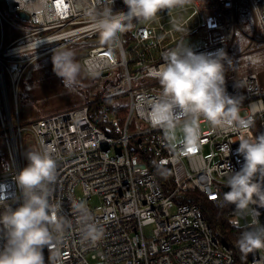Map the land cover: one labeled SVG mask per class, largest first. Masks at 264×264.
<instances>
[{"label": "built area", "instance_id": "built-area-1", "mask_svg": "<svg viewBox=\"0 0 264 264\" xmlns=\"http://www.w3.org/2000/svg\"><path fill=\"white\" fill-rule=\"evenodd\" d=\"M240 1L177 4L120 34L116 47L93 29L90 13L105 6L127 11L123 0H0V139L11 163L0 170V205L15 208L22 199L15 177L29 163L25 133L35 137L38 151L41 141L54 146L57 170L50 203L59 206L57 215L68 226L53 231V247L44 249L45 264H236L234 248L217 235L192 193L205 195L218 208L230 206H222L223 193L229 191V169L238 171L244 162L236 152L239 140L264 134V87L256 72L235 78L225 72V90L236 101L237 117L251 126L236 127L234 120L227 129L217 128L200 117L196 144L182 139L173 145L169 132L155 123L161 88L151 70L164 63L165 51L194 32L206 41L194 52L226 53L236 35ZM248 4L257 33L264 37V0ZM190 10L199 19L194 28L181 17ZM71 44L87 46L81 61L87 73L101 83L115 80L95 101L24 123L19 91L26 70ZM12 64L22 65L17 76ZM123 97L126 107L116 102ZM95 104L105 128L92 119ZM78 185L85 200L76 193ZM93 196L102 199L100 210L87 203ZM81 202L102 230L96 241L82 236L80 213L72 207ZM259 211L264 224V208ZM233 213L237 215L235 209ZM149 225H154L152 236L145 231ZM249 264H264V249L254 250Z\"/></svg>", "mask_w": 264, "mask_h": 264}, {"label": "clouds", "instance_id": "clouds-1", "mask_svg": "<svg viewBox=\"0 0 264 264\" xmlns=\"http://www.w3.org/2000/svg\"><path fill=\"white\" fill-rule=\"evenodd\" d=\"M114 0H108L113 4ZM189 0H123L127 11L114 12L105 6L92 15L93 29L105 43L119 46V35L129 30L133 20L151 21L164 9ZM163 64L151 70L159 81L160 100L154 105L156 124L167 132L180 126L185 142L194 145L199 140L198 119L204 117L213 127L227 129L233 125L248 128L251 121L238 119L234 98L225 90V62L223 50L215 53H196L186 44H180L162 54ZM54 71L71 88L80 71L70 50L54 51ZM56 149L44 145L41 150H29L28 165L15 177L21 190L19 206L0 205V264H45L44 249L52 248L53 231L61 233L68 226L63 216H58L59 206L50 203V185L56 181ZM238 155L243 164L238 171L229 169L222 206L233 205L239 217L252 216L250 226L241 232L237 241L242 252L264 249V224L260 222L264 208V134L255 139L242 136ZM80 213L85 240L96 241L102 230L92 222L84 203H73Z\"/></svg>", "mask_w": 264, "mask_h": 264}, {"label": "rangeland", "instance_id": "rangeland-1", "mask_svg": "<svg viewBox=\"0 0 264 264\" xmlns=\"http://www.w3.org/2000/svg\"><path fill=\"white\" fill-rule=\"evenodd\" d=\"M240 3L236 35L226 52L228 57V63L225 62L226 72L231 78L256 72L261 86L264 87V37L259 36L257 33L254 15L248 0H241ZM192 13L193 10L184 12L181 17L182 19L189 18V26L194 28L199 19L191 16ZM142 23H146V21H133L132 27L134 28ZM182 44H186L194 51L206 45V41L194 32ZM64 50L72 51L74 61L79 65L80 71L75 83L71 88L65 87L63 79L56 74L52 62L54 52L32 63L22 78L19 91L20 118L24 123L28 124L35 119L95 101L105 87L115 80L110 77L107 81L101 83L97 75L89 74L83 69L81 61L87 53L86 45L71 44L60 51ZM21 67L22 65H11L15 76L19 74ZM115 78L117 79V77ZM116 102L123 107L128 105L125 97L117 99ZM239 114L243 115L244 112ZM169 136L173 145H177L182 139H185L180 126H177L174 132H169ZM24 143L27 152L32 149L38 151L36 139L30 133H25ZM205 152L208 155L209 149L205 148ZM10 165L8 150L4 141L0 139V170H7L11 167ZM76 193L82 200H85L81 185L76 187ZM87 203L96 210H100L102 199L99 196H93ZM233 219L240 226H248L251 221L250 216L245 220L238 215H234ZM153 227L154 225L146 227L147 236L153 235Z\"/></svg>", "mask_w": 264, "mask_h": 264}, {"label": "trees", "instance_id": "trees-1", "mask_svg": "<svg viewBox=\"0 0 264 264\" xmlns=\"http://www.w3.org/2000/svg\"><path fill=\"white\" fill-rule=\"evenodd\" d=\"M102 92L97 98L102 95ZM99 109V104H95L92 107V119L98 126L105 128L104 123L98 117ZM192 195H195L197 197V201L203 206L206 217L213 226L217 235L224 243L234 248L237 259L236 264H249L252 260V252L254 250L242 252L238 247L237 241L241 235V232L246 230V226H240L233 219L235 215V213H233L235 207L230 205L226 208H218L205 195L199 193H192Z\"/></svg>", "mask_w": 264, "mask_h": 264}, {"label": "water", "instance_id": "water-1", "mask_svg": "<svg viewBox=\"0 0 264 264\" xmlns=\"http://www.w3.org/2000/svg\"><path fill=\"white\" fill-rule=\"evenodd\" d=\"M21 15H22V16H26L25 13H21ZM249 226H250V225L246 226V230H247V228H248Z\"/></svg>", "mask_w": 264, "mask_h": 264}, {"label": "snow or ice", "instance_id": "snow-or-ice-1", "mask_svg": "<svg viewBox=\"0 0 264 264\" xmlns=\"http://www.w3.org/2000/svg\"><path fill=\"white\" fill-rule=\"evenodd\" d=\"M189 151H190V152H193V151H195V149H193V148H189Z\"/></svg>", "mask_w": 264, "mask_h": 264}]
</instances>
